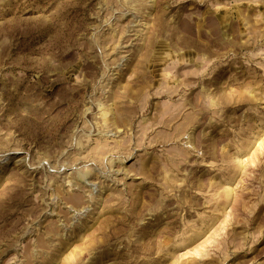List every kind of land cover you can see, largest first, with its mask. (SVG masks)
<instances>
[{"label":"rangeland","instance_id":"374dc122","mask_svg":"<svg viewBox=\"0 0 264 264\" xmlns=\"http://www.w3.org/2000/svg\"><path fill=\"white\" fill-rule=\"evenodd\" d=\"M0 264H264V0H0Z\"/></svg>","mask_w":264,"mask_h":264}]
</instances>
